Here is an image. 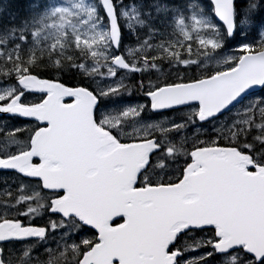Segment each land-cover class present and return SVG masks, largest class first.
Wrapping results in <instances>:
<instances>
[{
    "label": "snow or ice",
    "instance_id": "obj_1",
    "mask_svg": "<svg viewBox=\"0 0 264 264\" xmlns=\"http://www.w3.org/2000/svg\"><path fill=\"white\" fill-rule=\"evenodd\" d=\"M0 264H264V0H0Z\"/></svg>",
    "mask_w": 264,
    "mask_h": 264
}]
</instances>
